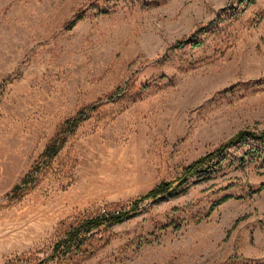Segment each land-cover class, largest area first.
<instances>
[{
	"label": "rangeland",
	"instance_id": "1",
	"mask_svg": "<svg viewBox=\"0 0 264 264\" xmlns=\"http://www.w3.org/2000/svg\"><path fill=\"white\" fill-rule=\"evenodd\" d=\"M263 127L264 0H0V264H264V141L179 179ZM105 209L130 212L46 258Z\"/></svg>",
	"mask_w": 264,
	"mask_h": 264
},
{
	"label": "trees",
	"instance_id": "2",
	"mask_svg": "<svg viewBox=\"0 0 264 264\" xmlns=\"http://www.w3.org/2000/svg\"><path fill=\"white\" fill-rule=\"evenodd\" d=\"M77 22V19H73L71 24L74 25ZM84 118V113L79 111L77 115L69 120H67V125L70 130H72L82 119ZM253 138L256 140L264 141V127L260 130H253L250 128H242L235 132L230 138L226 141L219 144L215 149L199 156L192 162L188 163L180 176L179 179L186 178L188 176L194 175L198 172L207 171L211 167L222 162L225 158V150L233 144H236L240 141H245L246 139ZM65 141V135L56 137L53 139L45 148L43 154L46 159H50L55 156L60 148L62 147ZM259 151V150H258ZM256 148L249 149L246 153L258 152ZM38 170V169H36ZM35 171L31 174H27L21 184H17L12 192L23 193L26 191L28 187V182L32 181L35 177ZM23 184V185H22ZM175 186L174 180H162L154 187L150 188L143 194L137 196L133 201L130 209H137L139 207V203L149 197H157L159 195H164L173 189ZM230 195H225L221 199H219L214 204H218L224 200H226ZM130 209H117V210H108L105 209L103 212L98 213L96 215L85 218L78 224L72 226L67 230L64 236L57 239V241L53 245V249L51 253L48 255L49 259L55 258H72L73 256L79 254L82 251V247L85 244V240L88 238L87 232H89L92 228L98 227L102 224H112L115 222H121L127 218Z\"/></svg>",
	"mask_w": 264,
	"mask_h": 264
}]
</instances>
